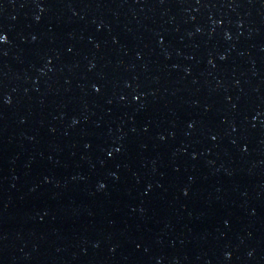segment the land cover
Returning <instances> with one entry per match:
<instances>
[{
    "label": "water",
    "instance_id": "1",
    "mask_svg": "<svg viewBox=\"0 0 264 264\" xmlns=\"http://www.w3.org/2000/svg\"><path fill=\"white\" fill-rule=\"evenodd\" d=\"M0 264H264V0H0Z\"/></svg>",
    "mask_w": 264,
    "mask_h": 264
}]
</instances>
